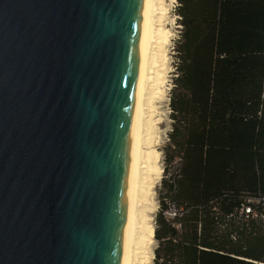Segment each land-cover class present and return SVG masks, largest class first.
Instances as JSON below:
<instances>
[{
  "label": "water",
  "instance_id": "1",
  "mask_svg": "<svg viewBox=\"0 0 264 264\" xmlns=\"http://www.w3.org/2000/svg\"><path fill=\"white\" fill-rule=\"evenodd\" d=\"M146 17L0 0V264H125Z\"/></svg>",
  "mask_w": 264,
  "mask_h": 264
},
{
  "label": "trees",
  "instance_id": "2",
  "mask_svg": "<svg viewBox=\"0 0 264 264\" xmlns=\"http://www.w3.org/2000/svg\"><path fill=\"white\" fill-rule=\"evenodd\" d=\"M175 10L153 264H264V0ZM242 203L257 216H239Z\"/></svg>",
  "mask_w": 264,
  "mask_h": 264
},
{
  "label": "bare ground",
  "instance_id": "3",
  "mask_svg": "<svg viewBox=\"0 0 264 264\" xmlns=\"http://www.w3.org/2000/svg\"><path fill=\"white\" fill-rule=\"evenodd\" d=\"M160 4L161 0H147V17L144 21L141 45V83L131 111L135 152L132 162L130 229L125 264H151L154 257L150 243L155 240L147 221L151 212L156 209V202L151 200L155 177L150 164L157 141L154 129L160 123V118L153 119V99H161L164 94L162 82L168 68V57L162 56L160 52L166 38L171 35V32L163 30L165 9ZM145 147H150V151Z\"/></svg>",
  "mask_w": 264,
  "mask_h": 264
},
{
  "label": "rangeland",
  "instance_id": "4",
  "mask_svg": "<svg viewBox=\"0 0 264 264\" xmlns=\"http://www.w3.org/2000/svg\"><path fill=\"white\" fill-rule=\"evenodd\" d=\"M161 6H164L165 11L163 12V30H166L168 32H171L170 36L168 39L166 38L161 55L164 57H168L167 59V66L168 68L166 69V73L162 82L163 86V95L161 99H156L154 98V107H155V115L153 116V119L160 118V123H158L155 126L154 133H155V144H154V151L155 154L153 156V159H151V168H152V173H154V183H153V188H152V198L151 200L153 202H156V209L151 212L148 225L151 226L152 229V237L154 238V226H155V213L158 209L159 206V199H158V190L160 188V180L161 177L163 176V168L165 165V160H164V154L162 151L163 145L166 143L168 140V131L171 128L170 122V106H169V97H170V91L173 86V77L175 75V69H174V64H175V55H174V39L177 38L178 36V31L180 28V23H178V14L176 13V5H175V0H161ZM166 6V7H165ZM164 51V52H163ZM158 115V116H157ZM150 147H145L147 151H150ZM154 199V200H153ZM155 240V238H154ZM157 245V241L155 240L154 243H150V249L153 250ZM151 264H153V259L151 261Z\"/></svg>",
  "mask_w": 264,
  "mask_h": 264
},
{
  "label": "built area",
  "instance_id": "5",
  "mask_svg": "<svg viewBox=\"0 0 264 264\" xmlns=\"http://www.w3.org/2000/svg\"><path fill=\"white\" fill-rule=\"evenodd\" d=\"M177 4V0H175V5ZM237 214L239 216H242L244 218L248 217V216H257V212L252 208V206L250 204H244L242 203V205L236 210ZM167 216H174L177 211L174 209H169L166 212Z\"/></svg>",
  "mask_w": 264,
  "mask_h": 264
}]
</instances>
